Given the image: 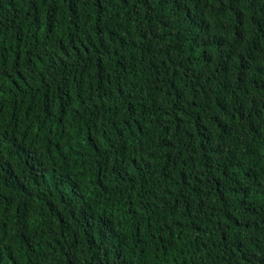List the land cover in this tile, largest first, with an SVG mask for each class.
I'll list each match as a JSON object with an SVG mask.
<instances>
[{"label": "trees", "instance_id": "1", "mask_svg": "<svg viewBox=\"0 0 264 264\" xmlns=\"http://www.w3.org/2000/svg\"><path fill=\"white\" fill-rule=\"evenodd\" d=\"M0 264H264V0H0Z\"/></svg>", "mask_w": 264, "mask_h": 264}]
</instances>
